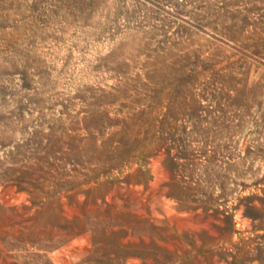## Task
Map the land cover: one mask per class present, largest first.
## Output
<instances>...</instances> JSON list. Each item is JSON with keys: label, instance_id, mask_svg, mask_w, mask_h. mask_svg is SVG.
I'll list each match as a JSON object with an SVG mask.
<instances>
[{"label": "rangeland", "instance_id": "374dc122", "mask_svg": "<svg viewBox=\"0 0 264 264\" xmlns=\"http://www.w3.org/2000/svg\"><path fill=\"white\" fill-rule=\"evenodd\" d=\"M0 264H264V0H0Z\"/></svg>", "mask_w": 264, "mask_h": 264}]
</instances>
